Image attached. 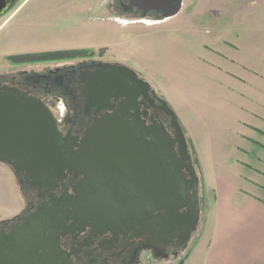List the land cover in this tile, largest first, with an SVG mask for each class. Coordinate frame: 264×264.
<instances>
[{
  "label": "flooded vegetation",
  "instance_id": "obj_1",
  "mask_svg": "<svg viewBox=\"0 0 264 264\" xmlns=\"http://www.w3.org/2000/svg\"><path fill=\"white\" fill-rule=\"evenodd\" d=\"M8 3L4 0V8ZM147 3L114 0L113 6L124 14H143ZM105 51L54 58L61 63L40 71L0 76V97H38L51 108L60 131L62 155L60 163L38 176L14 171L5 163L18 184L23 204L16 214L0 220V238L9 226L39 211L49 219L64 218L55 242L59 256L55 264H137L144 250L160 258L175 256L196 231L192 203L187 210L175 204L170 212L161 208L153 214L144 211L119 222L109 212L135 206L134 162L129 155L115 154L116 147L92 145L103 141L88 139V129L117 115L135 136L150 137L165 146L171 142L174 129L170 115L161 108L164 97L141 73L112 56L105 57ZM115 64L129 67L135 75L120 74ZM184 158L175 156L171 161L182 177H189L186 169L178 166V161L188 162Z\"/></svg>",
  "mask_w": 264,
  "mask_h": 264
},
{
  "label": "rangeland",
  "instance_id": "obj_2",
  "mask_svg": "<svg viewBox=\"0 0 264 264\" xmlns=\"http://www.w3.org/2000/svg\"><path fill=\"white\" fill-rule=\"evenodd\" d=\"M113 3L114 0H9L0 14V76L40 71L61 63L59 59L15 61L7 58L10 54L84 48L94 54L106 50L105 57L112 56L125 65L148 70L154 76L153 84L157 85L158 92L176 117L174 106L178 110L181 108L183 96L177 83L207 87L202 89L203 96L213 102L214 120L221 126L214 142L207 139L200 142L199 138L197 142L196 138L195 146L190 145L177 117L198 179L200 208L196 231L180 247L178 255L169 254L168 261L144 250L137 262L183 264V256L190 252L199 237V225L206 215V207L212 203L218 179L241 185L240 182L248 181L249 170L257 172V168H264L242 154L240 141L233 136V130H240V127L228 119L233 110L218 101L224 95L218 91L223 90L219 87V75L207 71L199 61L200 58L212 60L205 43L237 60L230 69L233 73L243 67L240 63L245 64L248 74L253 76L246 84L249 102L251 98L264 99V0H200L198 11L192 5L185 8L184 14L179 12L175 16L181 29H174L176 20L173 19L147 28L152 29L147 32L141 30L146 28L139 23L131 21L135 15L116 10ZM184 28L196 29L185 31ZM224 40L230 42V52L225 49ZM232 100L228 101L232 104ZM22 204L12 171L0 162V220L16 214Z\"/></svg>",
  "mask_w": 264,
  "mask_h": 264
},
{
  "label": "water",
  "instance_id": "obj_3",
  "mask_svg": "<svg viewBox=\"0 0 264 264\" xmlns=\"http://www.w3.org/2000/svg\"><path fill=\"white\" fill-rule=\"evenodd\" d=\"M135 1L148 2L143 14L150 9H159L163 16H170L181 6V0ZM4 9V0H0V14ZM113 67L120 74L130 72L135 75V71L125 65L115 64ZM160 102L161 108L170 115L174 129L171 142L166 146L154 143L150 137L144 139L135 136L117 115L90 127L86 137L103 141L91 143L94 146L108 144L116 147L115 154L119 157L129 155L131 162H134L131 167L136 178L135 206L110 210L117 222L142 215L144 211L153 214L161 208L170 212L175 204L187 210L189 203H192L195 207L192 222L195 230L200 208L197 175L175 113L165 100L161 99ZM153 137L156 135L153 134ZM59 138L57 120L51 108L40 98L19 95L17 100H13L11 97H0L1 162L7 163L14 171L23 170L30 176H38L62 161ZM108 140L115 142L105 143ZM175 156L178 159L182 157L183 161L187 157L188 162L181 164L178 161V166L184 167L189 177H182L176 171V165L171 161ZM54 222L58 225L55 226ZM63 223L64 218L57 216L49 219L39 211L33 217L12 224L0 238V264H55V260L59 259L55 242ZM165 223L169 226L170 219Z\"/></svg>",
  "mask_w": 264,
  "mask_h": 264
},
{
  "label": "crops",
  "instance_id": "obj_4",
  "mask_svg": "<svg viewBox=\"0 0 264 264\" xmlns=\"http://www.w3.org/2000/svg\"><path fill=\"white\" fill-rule=\"evenodd\" d=\"M199 3L200 0H181L179 10L170 16H163L159 9H150L151 12L145 14L135 12L126 15H135L131 21L134 24L139 23L146 28L141 30L147 32L152 31L147 28L157 27L165 21L177 18L175 16L179 12L184 14L185 8L192 5L198 11L201 9ZM178 22L177 19L174 29H181L178 27ZM192 29L196 28L185 31ZM224 42L225 49L230 52L232 49L230 42L228 40ZM204 47L210 50L212 60L200 58L199 61L207 71L219 75V87L224 91L221 89L218 91L224 95L218 101L224 103L228 110H233L228 119L240 127V130H233V136L240 141L242 154L249 160L264 165V99L251 98L249 102L250 93L246 84L253 76L248 74V67L242 63L240 64L243 67L238 73H233L230 69L237 60L229 58L205 43ZM183 59L186 61L187 58ZM132 68L141 73L158 91L157 85L152 82L154 76L148 70H139L137 66ZM181 82L177 83V88L183 93L180 99L181 108L179 110L178 107L176 109L174 106V108L190 145L195 146L196 138L197 142H199L198 138L200 142L205 139L214 142L221 126L215 121L216 112L211 107V104L214 106L213 102L203 96L202 89L207 87L201 88L195 83L189 85ZM260 89L263 92V88ZM228 100H232V104ZM249 172L248 181H244V184L240 182L241 185L218 179L217 185L213 188L212 203L206 207V215L199 225V237L190 252L183 256V264H264V196L262 194L264 168L261 170L257 168V172L252 170ZM167 258L168 256L164 257L165 262L168 261Z\"/></svg>",
  "mask_w": 264,
  "mask_h": 264
},
{
  "label": "trees",
  "instance_id": "obj_5",
  "mask_svg": "<svg viewBox=\"0 0 264 264\" xmlns=\"http://www.w3.org/2000/svg\"><path fill=\"white\" fill-rule=\"evenodd\" d=\"M87 50H48L41 51L36 53H25V54H10L7 58H12L15 61H29V60H38V59H54L64 56H70L75 54H84Z\"/></svg>",
  "mask_w": 264,
  "mask_h": 264
}]
</instances>
